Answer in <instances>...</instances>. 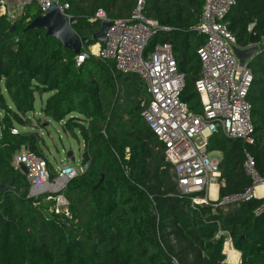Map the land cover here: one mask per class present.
Segmentation results:
<instances>
[{"label": "trees", "instance_id": "1", "mask_svg": "<svg viewBox=\"0 0 264 264\" xmlns=\"http://www.w3.org/2000/svg\"><path fill=\"white\" fill-rule=\"evenodd\" d=\"M61 1L70 5L73 30L89 39L100 28L99 22H91L99 11L112 21L128 20L141 1L145 17L169 29L159 31L147 50L172 45L185 75L180 98L190 111L202 112L195 83L201 73L197 51L205 39L193 30L202 0ZM41 15L31 7L14 24L0 18V186H14L0 194V264H225L224 238L216 239L218 222L241 253L242 264H264V215L253 214L261 202L192 208L194 195L180 194L163 145L141 117L140 102L148 99L143 81L115 71L112 61L90 55L93 40L82 50L88 57L77 66V55L45 31H25ZM225 22L239 49L254 47L259 53L248 60L254 143L221 133L208 143V152L222 155L225 187L220 198L251 186L243 169L245 150L264 176V0H235ZM45 93L53 94L42 114L64 122L63 130L72 138L81 136L89 163L65 191L71 219L49 215L52 204L44 198H28L26 178L12 165L23 149L53 168L42 148L41 125L29 117L35 112L36 95ZM12 129L19 133L13 135Z\"/></svg>", "mask_w": 264, "mask_h": 264}, {"label": "built area", "instance_id": "2", "mask_svg": "<svg viewBox=\"0 0 264 264\" xmlns=\"http://www.w3.org/2000/svg\"><path fill=\"white\" fill-rule=\"evenodd\" d=\"M202 1V13L193 28L205 39L197 51L201 63L200 78L195 83L202 107L199 114L190 111L180 98L185 87V75L178 69L172 45L158 44L151 51L147 50L159 31L169 29L146 18L141 1L128 20L112 21L103 11L91 19V22L100 24L110 23V27L106 32L105 45H98L97 51L93 49L97 45L89 47V54L112 61L115 71L137 75L143 81L148 99L140 102L141 117L163 145L166 162L173 168L180 194L194 195L191 198L192 208H237L258 200L261 203L253 214L261 217L264 215V176L246 150L243 169L251 180V186L244 192L219 197L220 188L225 187L220 170L222 155L220 152H208V143L218 133L247 145L254 143L252 107L248 100L253 75L248 61L242 64L235 56L237 40L225 22L235 0ZM31 7H36L42 15L58 10L72 19L68 13L70 5L61 0H0V18L14 24L26 17ZM87 57V53L78 55L77 66ZM18 133V130L12 129L13 135ZM196 138L200 139V144L194 141ZM214 154L218 157L213 158ZM129 156L127 149L125 160L128 161ZM12 165L20 173L23 167L26 169V173L22 174L29 185L28 198H44L52 204L49 215L71 219L65 191L73 179L88 170L89 163L85 162L83 155L79 164L74 159L73 163H61L50 169L44 158L22 149L14 155ZM218 226L216 239L224 238V263L242 264L241 253L234 248L230 234L221 229L219 222ZM227 245L239 254L238 262L228 263L229 256L224 253Z\"/></svg>", "mask_w": 264, "mask_h": 264}, {"label": "water", "instance_id": "3", "mask_svg": "<svg viewBox=\"0 0 264 264\" xmlns=\"http://www.w3.org/2000/svg\"><path fill=\"white\" fill-rule=\"evenodd\" d=\"M75 21L62 15L58 10L51 11L46 15H41L31 21L26 27L25 31H37L43 30L47 37L56 39L66 49L74 53L75 55H81L82 50L86 45H89L91 40L95 42V45L104 46L106 42V32L110 27V23L102 22L99 30L93 35L92 39L80 37L74 30L73 25ZM15 27H12L13 32ZM17 39L13 40V43H17ZM259 52L256 48L248 50H240L234 48V54L242 64H245L248 60L253 58ZM66 159L74 162V155L72 152L66 154ZM22 173H26V169H21ZM13 183L9 185L0 186V194L13 189ZM25 192V190H23ZM155 215V212L153 211ZM69 228L73 231L74 228L69 225Z\"/></svg>", "mask_w": 264, "mask_h": 264}, {"label": "rangeland", "instance_id": "4", "mask_svg": "<svg viewBox=\"0 0 264 264\" xmlns=\"http://www.w3.org/2000/svg\"><path fill=\"white\" fill-rule=\"evenodd\" d=\"M52 94L53 93H45L42 96L36 95L35 112L30 114L29 117L34 119L33 121L35 125H41L40 129H38V133L43 139L42 148L46 157L55 168L61 163L67 164L70 161L66 159V154L68 152L73 153L76 164H79L84 153V142L81 136L78 134L79 140L72 138L63 130L64 122H54L42 114V108L46 100L52 96ZM4 95L8 98V95L5 92ZM8 102L10 103L9 98ZM2 115L3 114L1 113L0 117H2ZM194 141L197 144H200L201 142L199 138H196ZM219 156L221 157V155ZM212 157L217 158L218 156L214 154Z\"/></svg>", "mask_w": 264, "mask_h": 264}, {"label": "bare ground", "instance_id": "5", "mask_svg": "<svg viewBox=\"0 0 264 264\" xmlns=\"http://www.w3.org/2000/svg\"><path fill=\"white\" fill-rule=\"evenodd\" d=\"M94 51L98 50V45L93 47ZM214 195V192H213ZM214 197V196H213ZM224 253L229 256L228 263L238 262L239 254L236 253L229 245L226 246Z\"/></svg>", "mask_w": 264, "mask_h": 264}]
</instances>
